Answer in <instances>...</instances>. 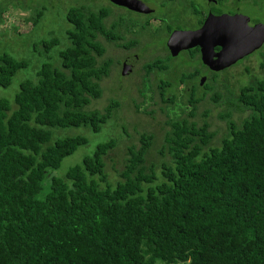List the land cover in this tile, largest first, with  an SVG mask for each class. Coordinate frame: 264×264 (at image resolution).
<instances>
[{"label": "trees", "instance_id": "16d2710c", "mask_svg": "<svg viewBox=\"0 0 264 264\" xmlns=\"http://www.w3.org/2000/svg\"><path fill=\"white\" fill-rule=\"evenodd\" d=\"M3 8L0 2V14ZM37 9L33 24L43 14ZM107 14L106 7L70 5L69 44L57 50L58 64L52 50L60 39L40 40L36 47L49 60L33 80L19 82L12 100L0 97V264H264V61L263 75L251 76L236 97L247 115L235 122L221 114L227 131L220 137L209 129L208 112L196 117L207 93L224 102L216 78L200 86L196 73L183 70L142 92L149 101L159 96L166 115L158 163L147 159L154 135L141 132L113 172L105 160L116 147L110 137L56 175L88 143L66 129L99 132L118 106L111 99L89 108L112 65L99 61L106 51L99 38L123 45ZM156 64L147 71L169 72L170 64ZM26 65L0 54V86ZM178 99L183 108L171 116L166 108Z\"/></svg>", "mask_w": 264, "mask_h": 264}, {"label": "rangeland", "instance_id": "374dc122", "mask_svg": "<svg viewBox=\"0 0 264 264\" xmlns=\"http://www.w3.org/2000/svg\"><path fill=\"white\" fill-rule=\"evenodd\" d=\"M0 2H2V6L4 7L0 14V54L8 52L17 59L27 61V65L16 72L9 86H0V97L8 98L9 100L10 98L12 100L19 82L26 78L33 80L38 67L43 62L49 60L50 54L48 56V54L42 53L41 49L36 47L40 40L52 35L60 39L59 45L52 50V53L54 52L53 61L56 65L58 64L57 50L69 44L65 30L66 28H70L71 25L68 23L65 14L66 9L70 5L84 3L88 4L92 9L100 7L110 8L107 0H0ZM31 4L32 6H30ZM38 7L43 8V14L37 24H33L31 17L35 18ZM249 8L254 15L260 14V11L257 9L253 7ZM114 10L118 16H127V19L134 17L118 9L114 8ZM111 18L109 16L106 18V25L110 24ZM136 37L140 39L142 46H134V48L132 47L128 50V53L133 57L136 53L138 55H135L138 59L135 62V68L131 72H123V68H121V60L127 54L126 50L121 48L122 46L119 47L118 43H109L104 38H99L106 48L104 55L99 58V61L110 58L113 64L108 76L103 77L100 81L102 87L101 97L93 100L89 108L101 110L111 99L117 101L118 106L112 119L99 132H93L83 127L66 129L71 131L69 134L85 135L88 138V143L65 157L61 166L55 170L56 175L60 176L69 166L80 162L85 154L92 152L97 143L103 142L110 137L115 139L116 147L110 150L105 160L107 161L108 170L110 173L113 172L112 165L117 164L119 160L125 157L127 146L139 144L138 139L141 132H150L154 135L153 144L147 154V159L158 163L163 158L160 150L162 149L166 115L160 110V103L162 102L159 96H155L152 101L144 98L145 96L142 95V92L148 96L150 90L142 82V79L146 76L150 77L149 82L155 90L160 78L174 79L178 72L166 73V71L154 69V74L151 72L152 74L149 73L148 75L143 64L151 60L153 56H147L148 52L145 51L147 45L144 44L149 39L151 43L153 38L157 43L164 44L165 36L160 35L156 38H151L150 35L141 33V35L139 34ZM130 39L134 40L135 37L133 35H126L124 40H119V43L129 41ZM160 53V55H163L164 52L160 51ZM196 59H193V61ZM263 61L264 47H261L245 56L238 63H234L220 73L213 83L216 90L224 94L223 97L225 99H222L224 102L215 103L211 101L210 94L207 93L206 97L198 104L196 117L200 121L202 115L208 112L209 129L217 132L216 137H220L227 131L226 121L220 118L221 114L229 113L235 122H239L240 118L247 115V112L240 111L236 103V97L238 96L240 87L251 76L263 75L261 68V62ZM195 63H199L198 59ZM171 64H176L174 65L175 67L179 65L186 67L190 64L196 66V64L189 61L186 55L179 56L171 61ZM157 73L161 74L157 75ZM179 95L180 93H178V97L180 98ZM228 96L231 100H227ZM233 101L234 103L231 104ZM181 108L183 106L178 99L175 107L166 108V111H169L170 115L174 116L179 114Z\"/></svg>", "mask_w": 264, "mask_h": 264}, {"label": "flooded vegetation", "instance_id": "af4514ba", "mask_svg": "<svg viewBox=\"0 0 264 264\" xmlns=\"http://www.w3.org/2000/svg\"><path fill=\"white\" fill-rule=\"evenodd\" d=\"M107 2L109 3L110 8H107L108 14L106 15V18L108 16L112 17L110 24L107 26L113 27L114 23H116L115 29L118 31L121 40H124L126 35H133V37H135L134 40L130 39L129 41L122 42L123 45H119V47L122 46L121 48L127 52L121 60V68H123V72H131L135 68V62L138 59L136 56L138 55L136 53V56L134 55L133 57L128 53V50L132 47L134 48V46H142L140 39H137L136 36H139V34L141 35V33H146L147 35H150L151 38H156L160 35L165 36L164 44L157 43L154 41V38L151 43L149 39V41L144 44L147 45L145 49V51L148 52L147 56H153L151 60H148L143 64L146 71L148 70V68H146L147 63H157L156 65L170 64L169 72L171 73L181 72L183 70H187L189 74L196 73L197 77L195 80L200 86H203L207 80H214V78L217 79L220 73L228 67L219 71L211 70L208 66L202 63L199 46L182 49L177 53V55L173 56L166 44L168 38L174 31H195L200 29L211 12H215L216 14L234 15L241 8L246 11L248 19L254 25L252 28L253 35L264 37V0H137L138 5L140 6L139 9H130L125 6H120L114 4L110 0H107ZM249 7L257 9L260 11V14L254 15ZM114 8L126 12L134 17L127 19V16H118ZM261 47H264V42L258 49ZM220 48V46L214 47V58L217 57ZM160 51L164 52L163 55H160ZM182 55H186L187 58H189V61L193 64H196L195 62L197 59L199 63L196 64V66L190 64L186 67L181 65L175 67L174 65L176 64H171V61ZM195 58L197 59L193 61ZM157 67L158 66L154 65L151 70L147 71L148 75L151 72L153 73L154 69L159 70ZM164 69H166V67ZM167 71L166 73H168ZM215 73L217 75H215ZM158 74L161 73H157V75ZM149 80L150 77L148 78V76H146L142 79V82L146 87L150 88L151 83ZM201 80L203 81L202 84ZM185 86L186 83L181 82L178 88L183 91ZM195 89L198 92H202L201 90H198V87Z\"/></svg>", "mask_w": 264, "mask_h": 264}, {"label": "water", "instance_id": "95a60500", "mask_svg": "<svg viewBox=\"0 0 264 264\" xmlns=\"http://www.w3.org/2000/svg\"><path fill=\"white\" fill-rule=\"evenodd\" d=\"M110 1L130 9L140 7L137 0ZM250 22L246 11L241 8L234 15L211 12L200 29L174 31L166 44L173 56L182 49L199 46L202 63L211 70L219 71L241 60L264 42V37L253 35L254 25ZM215 46L221 47L216 58Z\"/></svg>", "mask_w": 264, "mask_h": 264}]
</instances>
